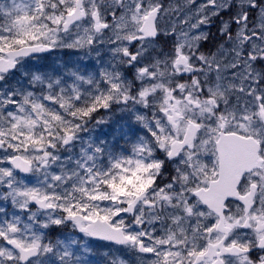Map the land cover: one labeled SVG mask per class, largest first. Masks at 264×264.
I'll list each match as a JSON object with an SVG mask.
<instances>
[{
	"label": "snow or ice",
	"instance_id": "obj_1",
	"mask_svg": "<svg viewBox=\"0 0 264 264\" xmlns=\"http://www.w3.org/2000/svg\"><path fill=\"white\" fill-rule=\"evenodd\" d=\"M0 264H264V0H0Z\"/></svg>",
	"mask_w": 264,
	"mask_h": 264
}]
</instances>
